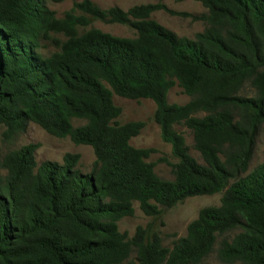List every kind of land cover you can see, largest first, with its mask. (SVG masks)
Listing matches in <instances>:
<instances>
[{"label": "trees", "instance_id": "obj_1", "mask_svg": "<svg viewBox=\"0 0 264 264\" xmlns=\"http://www.w3.org/2000/svg\"><path fill=\"white\" fill-rule=\"evenodd\" d=\"M154 1L124 11L83 0L57 18L46 0H0V125L6 135L34 123L92 147L97 158L85 174L79 154L38 165L39 144L5 156L0 264H201L218 238L235 230L220 242V264H264V164L245 175L264 125V0H193L207 10L200 15ZM156 11L191 17L206 28L195 39L179 37L151 19ZM92 20L129 26L135 36L96 28L79 34ZM46 41L58 51L44 56ZM175 86L190 97L187 104H169ZM114 95L156 104L155 121L179 160L172 165L174 180L162 179L147 162L154 149L131 145L145 123L121 124ZM74 119L85 124L75 127ZM180 125L192 131L205 164L190 154ZM223 191L220 205L203 208L172 248L150 226H139L132 237L119 230L123 218L134 216L135 202L157 218L188 198Z\"/></svg>", "mask_w": 264, "mask_h": 264}, {"label": "rangeland", "instance_id": "obj_2", "mask_svg": "<svg viewBox=\"0 0 264 264\" xmlns=\"http://www.w3.org/2000/svg\"><path fill=\"white\" fill-rule=\"evenodd\" d=\"M83 0H64L60 3H54L46 0L47 7L55 12L57 18H63L66 13L70 12L75 3H80ZM99 8L107 10L112 7H119L124 11L129 10L135 5L140 4H155L154 0H91ZM166 7L177 13H187L189 15H200L206 13L207 10L201 3L187 0L184 2H176L166 0L162 2ZM76 15L83 14L76 10ZM151 19L157 21L162 26L176 33L179 37L195 39L198 33L205 30L206 24L201 21H195L191 17H183L171 15L165 11H156L152 13ZM92 28L100 29L103 32L112 34L117 37H134L135 32L129 26L122 24H112L99 20H92L91 24L86 27H80L79 34H82ZM53 38L65 40L62 34H52ZM44 47L40 52L44 56H50L58 49L51 42H43ZM253 90L246 89L248 94H252ZM190 101L182 88L175 86L168 94L169 104L184 105ZM114 102L122 108V115L118 119L121 124L129 122L141 121L145 123L144 129L140 135L131 140V145L139 149H154L155 152L147 159V162L155 164L156 174L164 180H174L173 164L178 163V159L173 155L172 145L163 140L161 129L155 121V113L157 110L156 104L150 99H141L139 101L129 100L117 95H114ZM85 124L82 120H73L75 127ZM176 130L181 132L186 140V145L189 147L190 154L200 163L205 164L200 153L194 147V137L191 130L183 125L176 126ZM28 144H39L40 147L36 152V161L38 165L46 161L63 163L64 157L67 154H79L80 160L78 168L82 173H90L96 165V156L92 147L87 145H76L71 139L58 138L48 134L40 126L34 123H29L26 131L16 134L13 137L6 135V127L0 125V171L2 174L6 172L1 168L5 156L12 151L18 150ZM264 164V125L261 127L257 136L255 152L249 167L248 172L251 173L255 168ZM243 175V176H245ZM225 191L210 195L196 196L188 198L183 202L178 203L170 209H163L160 217L153 218L146 216L139 207V203H134L135 214L133 217L123 218L119 222V230L121 233H126L129 237L134 236L136 229L139 226H150L154 231L158 232L163 240V245L172 248L173 244L179 238L187 235L188 225L194 221L199 212L206 207L218 206L221 203ZM240 231L235 230L225 236L218 238L214 251L207 256L201 264H220L218 257V249L223 238L232 239ZM135 257V254L132 256Z\"/></svg>", "mask_w": 264, "mask_h": 264}]
</instances>
